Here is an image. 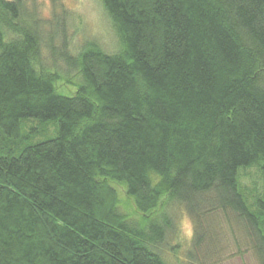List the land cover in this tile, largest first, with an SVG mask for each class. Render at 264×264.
<instances>
[{"label": "trees", "instance_id": "trees-1", "mask_svg": "<svg viewBox=\"0 0 264 264\" xmlns=\"http://www.w3.org/2000/svg\"><path fill=\"white\" fill-rule=\"evenodd\" d=\"M51 1L0 0V264H171L177 205L264 264V0H99L112 50Z\"/></svg>", "mask_w": 264, "mask_h": 264}, {"label": "rangeland", "instance_id": "rangeland-1", "mask_svg": "<svg viewBox=\"0 0 264 264\" xmlns=\"http://www.w3.org/2000/svg\"><path fill=\"white\" fill-rule=\"evenodd\" d=\"M37 1L43 8V14L48 16L52 1ZM61 5L66 10L67 17L69 15L67 34L72 45L77 47L89 36L97 38L107 50L113 49L115 34L108 25V19L99 0H61ZM239 172L242 185L252 199L255 193L262 191V176L256 167L241 168ZM117 189L121 212L140 218L132 201L126 196L124 188L117 186ZM174 207L178 213L175 230L173 235L168 237L169 244L165 248L171 264H187L190 261L188 250H194L197 264H261L252 248L245 226L233 212L218 211L201 218L200 228L205 237L200 245H195V226L192 218L183 206ZM173 245H177L176 254L171 250Z\"/></svg>", "mask_w": 264, "mask_h": 264}]
</instances>
